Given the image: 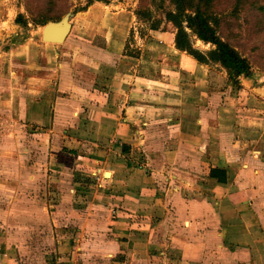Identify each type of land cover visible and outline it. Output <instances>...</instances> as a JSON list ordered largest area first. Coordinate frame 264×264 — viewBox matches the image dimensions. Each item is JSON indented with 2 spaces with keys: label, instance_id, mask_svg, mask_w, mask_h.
Masks as SVG:
<instances>
[{
  "label": "crops",
  "instance_id": "obj_1",
  "mask_svg": "<svg viewBox=\"0 0 264 264\" xmlns=\"http://www.w3.org/2000/svg\"><path fill=\"white\" fill-rule=\"evenodd\" d=\"M70 23L0 17V264H264V74L119 0Z\"/></svg>",
  "mask_w": 264,
  "mask_h": 264
},
{
  "label": "trees",
  "instance_id": "obj_2",
  "mask_svg": "<svg viewBox=\"0 0 264 264\" xmlns=\"http://www.w3.org/2000/svg\"><path fill=\"white\" fill-rule=\"evenodd\" d=\"M145 1L147 0H140L139 6L144 8ZM251 1L236 2L244 5ZM169 2L173 5L172 9L164 7L165 0H151L155 8L162 10L164 20L155 21L150 25L152 29L158 30L163 22L166 25L171 24L176 30L175 45L178 50L187 52L202 64L220 66L234 82H237L241 76H251L254 65H259L264 70V62L256 61L253 56H247L243 52L244 46L239 47L233 43L235 25L230 15L224 13L225 9H220L223 6L222 0H169ZM43 3L47 5L40 7L41 3L37 4L39 8L36 12L39 17L36 21L42 26L50 21H60L69 12L66 6L57 5L54 0H46ZM92 3L93 1L90 5ZM144 10V13L140 9L136 10V14L140 19L150 23V20H153V11ZM17 21L22 22L20 18ZM195 40H200L211 48L207 51L201 50L195 47Z\"/></svg>",
  "mask_w": 264,
  "mask_h": 264
},
{
  "label": "rangeland",
  "instance_id": "obj_3",
  "mask_svg": "<svg viewBox=\"0 0 264 264\" xmlns=\"http://www.w3.org/2000/svg\"><path fill=\"white\" fill-rule=\"evenodd\" d=\"M46 0H0V17L5 19H21V24L28 25H40L36 21L38 15L37 4L41 3V6H45L43 2ZM91 1L96 0H54L57 5L66 6L69 9L68 13L73 11H80L90 5ZM103 2H109L111 0H102ZM125 6L131 8L135 7L136 10L144 13V9H151L153 11V20H150V24L155 21H163L164 16L162 10L155 8L151 4V0H147L143 3L144 8L139 6L140 0H119ZM237 0H222L224 13L230 15L232 23L235 25V37L233 43L239 47L244 46V53L248 56H253L256 61L264 62V0H252L250 3L239 5ZM164 7L166 9H172L173 5L169 0H165ZM234 14V15H233ZM261 22L260 24L258 22ZM26 23V24H25ZM165 25L163 22L161 27ZM195 47L207 51V48L194 41ZM208 47V46H207ZM211 48V46H210ZM208 48V50L210 49ZM253 71H258L264 74V70L258 65H254Z\"/></svg>",
  "mask_w": 264,
  "mask_h": 264
},
{
  "label": "water",
  "instance_id": "obj_4",
  "mask_svg": "<svg viewBox=\"0 0 264 264\" xmlns=\"http://www.w3.org/2000/svg\"><path fill=\"white\" fill-rule=\"evenodd\" d=\"M70 18L71 13H68L60 21L48 22L43 28V41L55 44L64 43L72 30Z\"/></svg>",
  "mask_w": 264,
  "mask_h": 264
}]
</instances>
